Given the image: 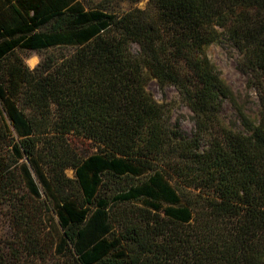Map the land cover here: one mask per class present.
<instances>
[{"label":"trees","instance_id":"1","mask_svg":"<svg viewBox=\"0 0 264 264\" xmlns=\"http://www.w3.org/2000/svg\"><path fill=\"white\" fill-rule=\"evenodd\" d=\"M142 1L0 0V264H264V0ZM220 43L258 99L241 131Z\"/></svg>","mask_w":264,"mask_h":264},{"label":"rangeland","instance_id":"2","mask_svg":"<svg viewBox=\"0 0 264 264\" xmlns=\"http://www.w3.org/2000/svg\"><path fill=\"white\" fill-rule=\"evenodd\" d=\"M147 0L138 4L139 7L145 6ZM128 3H121L123 9L129 8ZM44 54V53H43ZM42 53L21 52L25 58L26 65L35 68L42 56ZM208 57L222 74V78L232 89L236 97V104L224 101L221 109L222 120L235 130H242V120L240 111L252 119L258 116V99L254 90L249 86L248 76L238 67L239 53L226 43L215 44L207 50ZM149 91L153 94L156 101L162 104L170 113L172 124L180 129L184 135H191L194 129L193 114L180 100L178 93L171 86L161 88L152 81L149 84ZM69 177H73V171H66Z\"/></svg>","mask_w":264,"mask_h":264}]
</instances>
